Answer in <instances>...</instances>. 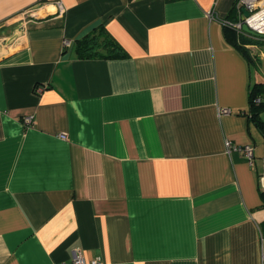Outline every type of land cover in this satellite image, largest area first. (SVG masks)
Listing matches in <instances>:
<instances>
[{"label": "crops", "instance_id": "obj_1", "mask_svg": "<svg viewBox=\"0 0 264 264\" xmlns=\"http://www.w3.org/2000/svg\"><path fill=\"white\" fill-rule=\"evenodd\" d=\"M236 1L0 0V264H264V36L224 25ZM100 26L124 56L78 57Z\"/></svg>", "mask_w": 264, "mask_h": 264}, {"label": "trees", "instance_id": "obj_2", "mask_svg": "<svg viewBox=\"0 0 264 264\" xmlns=\"http://www.w3.org/2000/svg\"><path fill=\"white\" fill-rule=\"evenodd\" d=\"M224 37L226 41L239 49L245 57L247 56L246 48L240 44L237 45L236 41H238L239 37L231 28H225ZM75 51L80 58H115L124 56L122 47L109 36L103 26H100L98 29L78 39L75 43ZM248 108L251 120H253L255 125L262 131L264 135V122L261 118V113L264 112L263 83H254L250 87L248 94ZM260 195L264 201V190ZM262 228L264 229V223L262 224Z\"/></svg>", "mask_w": 264, "mask_h": 264}, {"label": "built area", "instance_id": "obj_3", "mask_svg": "<svg viewBox=\"0 0 264 264\" xmlns=\"http://www.w3.org/2000/svg\"><path fill=\"white\" fill-rule=\"evenodd\" d=\"M59 7L60 4H59ZM235 8L238 11V19L235 21L232 20H223L224 25L233 27L239 33H246L242 29V25L246 24L249 29L253 30L254 32L264 35V0H237L235 4ZM245 8L248 10V15L243 17L242 9ZM61 9V8H60ZM213 14L210 13V17ZM70 41H64V45L70 46ZM38 90L41 88L38 87ZM231 110L228 107H222L219 109V114H227ZM225 150L228 154L233 151L241 152L245 158L247 159L249 164H253L255 160V148L254 145L251 143L246 144H237L229 139L224 141ZM262 161V168L263 171L261 176L264 177V154L261 158ZM71 264H102L100 258H94L91 260H86L83 255L81 254L80 250H76Z\"/></svg>", "mask_w": 264, "mask_h": 264}, {"label": "water", "instance_id": "obj_4", "mask_svg": "<svg viewBox=\"0 0 264 264\" xmlns=\"http://www.w3.org/2000/svg\"><path fill=\"white\" fill-rule=\"evenodd\" d=\"M242 14H243V17L244 16H247L248 15V10H246L245 8L242 9ZM242 29L243 31H245L246 33L250 34V35H253L255 37H263L264 35H260L256 32H254L253 30L249 29L248 26L246 24H243L242 25Z\"/></svg>", "mask_w": 264, "mask_h": 264}, {"label": "rangeland", "instance_id": "obj_5", "mask_svg": "<svg viewBox=\"0 0 264 264\" xmlns=\"http://www.w3.org/2000/svg\"><path fill=\"white\" fill-rule=\"evenodd\" d=\"M258 49H256V50H254L253 52H252V56L256 59L258 56H257V54H259V52H260V50H261V45H258V47H257Z\"/></svg>", "mask_w": 264, "mask_h": 264}]
</instances>
